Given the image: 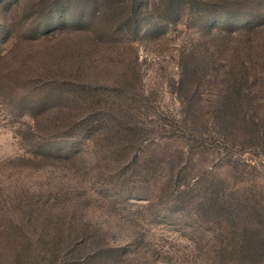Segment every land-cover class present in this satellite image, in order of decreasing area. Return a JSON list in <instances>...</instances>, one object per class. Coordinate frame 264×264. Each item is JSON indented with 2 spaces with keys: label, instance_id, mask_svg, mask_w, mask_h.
Returning a JSON list of instances; mask_svg holds the SVG:
<instances>
[{
  "label": "rangeland",
  "instance_id": "obj_1",
  "mask_svg": "<svg viewBox=\"0 0 264 264\" xmlns=\"http://www.w3.org/2000/svg\"><path fill=\"white\" fill-rule=\"evenodd\" d=\"M79 69L101 107L55 111ZM96 232L88 264H264V0H0V264Z\"/></svg>",
  "mask_w": 264,
  "mask_h": 264
},
{
  "label": "trees",
  "instance_id": "obj_2",
  "mask_svg": "<svg viewBox=\"0 0 264 264\" xmlns=\"http://www.w3.org/2000/svg\"><path fill=\"white\" fill-rule=\"evenodd\" d=\"M77 22L75 23V25L76 24L79 25L80 21L78 23ZM77 32H79V31H77ZM81 71L82 70H80V69L77 70L75 73L73 71V73H70V74H73L75 76L68 75L66 78L64 77L62 80L60 79L58 81L59 83H54L53 84V90L56 91V93H57L56 96L57 97L54 100H51L52 104L49 101L48 105H50V107H52L55 111H57L59 109V107L61 106V103L63 101H64V105L63 106H65L64 107L65 109L67 107L72 108L76 113L79 111V110H77L78 106L76 105V103L78 101H82V100H85V99H90L91 103L88 104V106L91 105L90 107H95V105L100 106V104L103 103V98H101V96H99L97 93L95 94L94 92H91V90L89 91V89L84 86V83H83L84 81L81 80V77L79 75V73ZM72 103H73V105H72ZM61 108L62 107H60V109ZM100 114L101 113H97V116H100ZM91 116H93V114H91L90 117ZM102 119H103V117L97 118L96 116H93L91 118L84 117V118H82L80 120H76V122L74 121L75 124H73L72 128H71V126H69V128L74 129V131L75 130H80V129H83L86 126V124H88V123L85 124L84 120H88L86 122L93 121V123H92V125H93L94 123L96 124L98 122L104 123V121H102ZM96 128L97 127L91 126L90 129L87 130V131H90L89 132L90 134H88L89 136L87 137V139H89L91 141H92V139H94V137L96 135L94 136L93 133L96 132L95 131ZM134 134L135 135L138 134V131H136L135 129H134ZM128 135L130 137V133ZM74 137H77V136H74ZM69 149H70V147H69ZM71 155H72V151H71V153H69V151H68V153H65V155L64 154L63 155H59V156L56 155V157L58 156L59 158L61 157L64 161L65 160L68 161V160H70L72 158ZM59 158H56V159L59 160ZM99 237L100 236L97 235V232L95 234H92V236H90V238L92 240L87 243V245H89L90 248L89 247L84 248L81 245H85V244H81V245H78V247H81V248L79 250H77V251L75 250L74 246L71 245L72 243H76V241L74 239L75 236H74V238L71 237L67 241V244L70 245V248H72L71 249V253L72 254H76V257H79L78 261H76L74 264H88V263H90V261L96 260L100 256L102 250L104 251V249L102 248V250H100L101 245L100 246H98V245L96 246V241L100 240ZM96 238H98V240H96Z\"/></svg>",
  "mask_w": 264,
  "mask_h": 264
}]
</instances>
